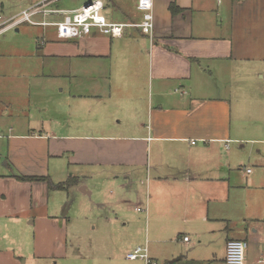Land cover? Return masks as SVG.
I'll return each mask as SVG.
<instances>
[{
	"label": "crops",
	"instance_id": "crops-1",
	"mask_svg": "<svg viewBox=\"0 0 264 264\" xmlns=\"http://www.w3.org/2000/svg\"><path fill=\"white\" fill-rule=\"evenodd\" d=\"M172 2L183 10L173 14ZM103 13L126 24L123 36L61 39L54 26L33 25L42 27L36 42L14 53L0 46V94L11 89L25 103L0 106V140L17 170L0 173V264L46 252L45 233L31 226L42 220L53 230L52 188L18 176L53 181V157L64 156L113 168L121 186H134L128 204L143 213L141 246L154 260L225 264L227 242L238 238L249 242L245 264H264V0H154L152 35L139 26L138 0H105ZM11 56L19 72L8 70ZM251 65L259 69L253 90L242 80L235 122L233 72L250 75ZM94 173H82L86 194ZM110 204L126 217L123 200ZM43 207L42 219L33 215Z\"/></svg>",
	"mask_w": 264,
	"mask_h": 264
},
{
	"label": "rangeland",
	"instance_id": "rangeland-1",
	"mask_svg": "<svg viewBox=\"0 0 264 264\" xmlns=\"http://www.w3.org/2000/svg\"><path fill=\"white\" fill-rule=\"evenodd\" d=\"M83 1V0H82ZM222 0H212L218 2ZM27 0H0V14L6 17L18 14L25 6ZM63 2L73 3L78 5L81 0H63ZM62 2V3H63ZM3 6V7H2ZM20 30L17 31L16 29ZM11 29L4 36L0 37V46L9 53H14L18 50V46L24 42H36L38 32L42 29L39 26H33L29 23H24L19 27ZM51 31V30H50ZM52 32V31H51ZM29 43V44H30ZM32 45H27L25 48ZM10 62L7 63L8 70L11 72H19L24 68V65L17 62L19 57L11 56ZM253 64V63H252ZM249 68L250 75L240 74L238 68L235 67L233 72V107L234 121H240L241 112L239 111L240 94L242 92V80L247 77L252 89V81L256 75H253L259 67L254 69ZM254 70V72H253ZM12 91H5V96L0 94V106H10L13 111H18L16 106H24L23 100L11 95ZM256 94H253L255 96ZM261 95V93H260ZM10 109V110H11ZM237 145V144H235ZM240 146V144H239ZM8 144L6 141L0 140V173H4L8 168L17 170L13 167L7 154ZM8 163V165H7ZM53 170V182H65L72 176H78L80 183L72 186L70 189L52 188L50 191L51 206L50 213L58 217L53 218V230L49 231L48 224L42 220L36 221L31 227L34 230H40L45 233L42 237V246L45 248V253L39 258L28 259L25 256V264H145L141 259L131 261L126 259V254L131 246H141L145 244V224L143 213H136L134 206L128 204L131 201H136L134 186H121L124 178L115 179L112 177L113 168H102L92 170L91 168L82 165L71 164L67 156L53 157L51 163ZM87 171H94L90 177L86 178V182L93 192L86 194L81 190L82 175ZM83 173V174H82ZM110 176V177H109ZM65 180V181H64ZM126 182H128L126 180ZM123 200L122 214L126 217L118 216L121 213L119 208L110 204L111 202L120 203ZM141 204V203H139ZM142 205V204H141ZM45 213V207L36 210L33 215L42 219ZM108 217H111L108 220ZM31 218L25 221H29ZM67 223H65V220ZM128 221L127 225L124 223ZM143 232V237L136 239L132 237L133 229ZM16 231L21 230L19 225H16ZM16 233V232H15ZM51 241V242H50ZM135 248V247H134ZM25 252V251H24ZM159 264H165L166 260L159 258Z\"/></svg>",
	"mask_w": 264,
	"mask_h": 264
},
{
	"label": "built area",
	"instance_id": "built-area-1",
	"mask_svg": "<svg viewBox=\"0 0 264 264\" xmlns=\"http://www.w3.org/2000/svg\"><path fill=\"white\" fill-rule=\"evenodd\" d=\"M56 1L58 0H38L16 15L6 17L0 14V34L24 23H29L39 26H54L61 39L82 38L90 35L93 30H98L111 37L123 36L126 24L111 22L107 19L103 13L105 0H90L74 9L53 5ZM138 8L143 13L139 26L144 33L152 35L155 27L154 0H138ZM248 171L250 172L251 169L249 168ZM188 239L189 237L186 236L185 240ZM248 246L249 242L245 239L228 240L225 264H245ZM126 257L129 260L141 259L145 264H159L150 256L147 246H139L129 251Z\"/></svg>",
	"mask_w": 264,
	"mask_h": 264
},
{
	"label": "trees",
	"instance_id": "trees-1",
	"mask_svg": "<svg viewBox=\"0 0 264 264\" xmlns=\"http://www.w3.org/2000/svg\"><path fill=\"white\" fill-rule=\"evenodd\" d=\"M170 10L172 11L173 14H177L181 12L183 9L179 7L175 2H172L170 4ZM18 178L21 180H47L50 187L57 188V189H70L72 186L78 185L80 183V179L78 176H72L69 180L65 182H59V183H54L50 179V177H45V176L21 175V176H18Z\"/></svg>",
	"mask_w": 264,
	"mask_h": 264
},
{
	"label": "water",
	"instance_id": "water-1",
	"mask_svg": "<svg viewBox=\"0 0 264 264\" xmlns=\"http://www.w3.org/2000/svg\"><path fill=\"white\" fill-rule=\"evenodd\" d=\"M81 190H83V187L81 188ZM85 191V190H84ZM167 264H170V263H167Z\"/></svg>",
	"mask_w": 264,
	"mask_h": 264
}]
</instances>
